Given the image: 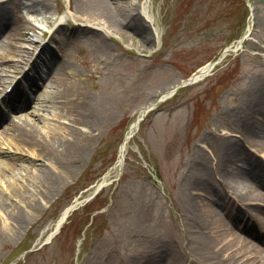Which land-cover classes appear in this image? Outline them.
<instances>
[{
	"label": "rangeland",
	"instance_id": "obj_1",
	"mask_svg": "<svg viewBox=\"0 0 264 264\" xmlns=\"http://www.w3.org/2000/svg\"><path fill=\"white\" fill-rule=\"evenodd\" d=\"M27 1L0 0V10L11 8L19 27L12 42L22 49L11 53L7 34L0 36V94L27 72L4 104L16 105L5 117L36 122L46 136L73 137L77 130L79 143L65 161L70 174L41 197L40 168L62 166L35 157L33 148L20 156L5 132L8 123L0 122V149L6 150L0 160L17 161L0 179V197L10 210L24 206L28 214L17 228L0 209V264H155L160 254L161 264H229L223 250L202 247L194 213L201 196L213 206L218 200L241 206L243 214L232 211L229 225L262 243L264 237L240 220L253 213L264 223V216L251 206L246 210L238 195L247 190L240 171L264 161V149L244 141L242 120V108L252 106L251 95L264 82V0H113L135 23L117 27L88 15L79 0H38L35 10L25 7ZM45 55L66 62L71 81L87 90L83 120L67 112L51 86L56 70L40 84L37 64L44 67ZM215 59L206 76L158 102L169 87ZM152 102L158 103L129 138L123 165L116 166L126 130ZM233 148L236 164L229 160ZM225 171L232 175L222 184ZM102 180L108 185L88 200ZM13 182L40 197L38 204L26 207L9 189ZM73 202L68 220L45 242Z\"/></svg>",
	"mask_w": 264,
	"mask_h": 264
},
{
	"label": "bare ground",
	"instance_id": "obj_2",
	"mask_svg": "<svg viewBox=\"0 0 264 264\" xmlns=\"http://www.w3.org/2000/svg\"><path fill=\"white\" fill-rule=\"evenodd\" d=\"M80 5L83 10H85L88 15L94 16L96 18H103L110 22L113 26H119L124 22L128 24H135L131 21V16L126 12H123L124 6L115 3L113 0H79ZM120 5V6H119ZM39 6L38 0H32L31 2H26L25 7L35 10ZM62 19H65L62 17ZM11 8L9 5H4L0 10V36L7 34L10 44L13 46L11 53L17 54L22 49L15 47L12 42V37L17 33L14 22H12ZM15 26V27H14ZM19 29V27H18ZM15 54V55H16ZM45 57L47 60L44 62V67L37 64L41 68L40 73V84L43 83L45 77L49 75L54 70V78L51 81V86L56 87V92L59 93L58 96L62 98V106L66 108L68 113L74 114L75 119L83 120V113H85L88 103L90 102V97L88 92L83 87H78L77 83L71 81L68 76L69 65L60 61L56 64L54 57L48 55ZM21 58H24L21 56ZM43 60V58L41 57ZM37 71V68H34ZM212 69V62L202 65L199 70L195 73L197 80L202 79L205 75L209 73ZM43 72V73H42ZM53 76V75H52ZM4 79L0 75V83ZM181 82V81H179ZM178 83V82H177ZM177 83L169 87L166 93L171 92ZM264 82L257 86V89L251 95L252 99L248 103H253L249 108H242L243 116V131H244V141L264 149ZM58 88V89H57ZM50 101V97L44 98V101ZM147 106H143L138 110L137 117L131 123L128 131L126 132V139L121 146L119 157H121V152H125L128 136L137 130L139 126V121L141 117L146 112ZM8 120V121H7ZM0 122H7V130L5 132L11 138L12 142L16 146L17 150L20 151V156L24 154L22 152L26 149H34L35 157H46L51 159H56V161L62 166V169H53L52 167L40 168V171L36 175L39 181L37 194L41 197L48 195L51 190L61 183L64 177L70 174L71 169L69 165H65L67 160L70 159L72 152L77 150L79 140V132L75 131V136H46L44 135L36 122H31L27 119L12 120L9 117L3 116ZM229 134L228 130L226 131ZM224 133L222 137L227 138V134ZM2 135L4 133H1ZM2 136L0 135V141ZM227 144V143H226ZM225 146H231L227 144ZM228 147V148H229ZM238 149L233 148L231 151L233 159H229L236 164L238 156ZM0 153H6V150L0 149ZM32 153V152H31ZM247 154V153H246ZM248 155V154H247ZM252 164V163H251ZM17 161H7V163L0 160V179L6 178L7 171H11L17 166ZM238 166V165H237ZM239 169V167H237ZM244 184L246 187L245 192H241L238 198L243 203L245 207H252L253 210L261 215L264 214V161L256 160L252 167L247 171H240ZM219 181L222 184H226V177L228 178L230 172H224ZM9 189L14 192V195L21 196L22 201L26 207H34L38 204L40 197H34L32 195L26 194V189L22 187H16L13 183H10ZM23 186V185H22ZM224 187V186H223ZM202 190H205L202 188ZM224 190H227L224 188ZM228 191V190H227ZM229 192V191H228ZM1 195V193H0ZM78 200V199H77ZM200 202L195 203L194 213L196 220L200 223L202 230V247L204 250L219 253H226L229 264H264V241L261 243H254L252 239L247 236L243 237L238 232L232 230V226L229 225L228 219L230 213L236 209L238 214H242L241 206H236L231 208L229 206L223 205L220 201L217 203L218 206H213L211 203L204 201L201 196ZM75 203V202H74ZM68 206V205H67ZM74 206V205H73ZM72 207L62 210L58 219L54 223L55 226L62 227L66 218L70 215ZM22 207L15 206L14 210H10L8 204H6L0 197V209L6 211L7 218L12 219L16 227L19 228L25 222L28 217L27 210ZM223 207L225 215L222 214L219 208ZM219 209V210H218ZM254 233L255 230H254ZM254 233H250L254 235ZM53 234V232H52ZM151 244V243H150ZM162 254L155 259V264H161L159 262L162 259ZM113 264L112 262H108Z\"/></svg>",
	"mask_w": 264,
	"mask_h": 264
},
{
	"label": "water",
	"instance_id": "obj_3",
	"mask_svg": "<svg viewBox=\"0 0 264 264\" xmlns=\"http://www.w3.org/2000/svg\"><path fill=\"white\" fill-rule=\"evenodd\" d=\"M192 80H195V78H191V79H189V81H192Z\"/></svg>",
	"mask_w": 264,
	"mask_h": 264
},
{
	"label": "trees",
	"instance_id": "obj_4",
	"mask_svg": "<svg viewBox=\"0 0 264 264\" xmlns=\"http://www.w3.org/2000/svg\"><path fill=\"white\" fill-rule=\"evenodd\" d=\"M247 14H248V8H247Z\"/></svg>",
	"mask_w": 264,
	"mask_h": 264
}]
</instances>
